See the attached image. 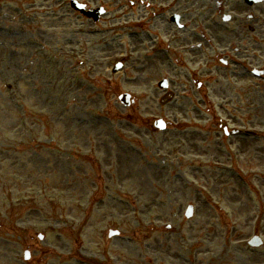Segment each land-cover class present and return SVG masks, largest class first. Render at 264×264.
<instances>
[{"label": "rangeland", "instance_id": "rangeland-1", "mask_svg": "<svg viewBox=\"0 0 264 264\" xmlns=\"http://www.w3.org/2000/svg\"><path fill=\"white\" fill-rule=\"evenodd\" d=\"M53 1L0 0V264H27L26 248L29 264H264V244L247 247L256 234L264 242L256 183L217 179L206 160L179 162L189 135L163 116L172 106L160 109L169 131L150 127L156 80L132 61L109 72L127 38L105 55L90 35L98 28ZM105 6L108 21L116 5ZM118 91L135 98L132 108ZM110 230L120 237L108 240Z\"/></svg>", "mask_w": 264, "mask_h": 264}, {"label": "flooded vegetation", "instance_id": "flooded-vegetation-1", "mask_svg": "<svg viewBox=\"0 0 264 264\" xmlns=\"http://www.w3.org/2000/svg\"><path fill=\"white\" fill-rule=\"evenodd\" d=\"M248 10L247 7H241L240 8V12H246ZM262 16H263V13L262 12H258V15H255V16H252V20L250 21L249 25L245 23V25H240L241 26V30L244 34V36H247V37H250L252 35H259V31H261L262 29V26H263V20H262ZM245 31L248 33V34H245ZM244 40L242 39V42ZM258 50V53H260V55L258 56H254V57H251L250 55L249 56H246L244 55L245 58L249 59L250 63H249V66L251 68H258V67H261V59H262V56H261V49L260 47H257L254 49V53H256ZM244 53H246V50L244 51ZM232 81L236 80V79H231ZM258 84H257V87L258 90L261 92V89H262V85H261V82H262V79H259L257 80Z\"/></svg>", "mask_w": 264, "mask_h": 264}]
</instances>
